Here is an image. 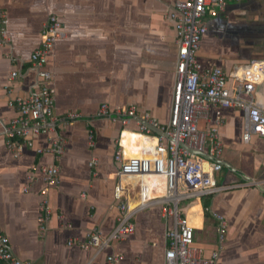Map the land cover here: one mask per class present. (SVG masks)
<instances>
[{
  "label": "crops",
  "instance_id": "crops-1",
  "mask_svg": "<svg viewBox=\"0 0 264 264\" xmlns=\"http://www.w3.org/2000/svg\"><path fill=\"white\" fill-rule=\"evenodd\" d=\"M174 1L0 0V25L5 20L0 43V230L17 257L35 264H165V231L172 219L162 214L160 204L138 211L132 217L133 233L98 253L79 243L91 229L107 235L118 215L113 151L122 126L99 115V106L133 105L138 114L147 112L160 123L169 119L177 52L169 16ZM49 14L57 16L64 31L45 62L56 120L52 131L33 136L32 145L15 155L5 145V126L15 113L8 102L38 86L30 53L40 43ZM203 22L207 30L196 52L202 70L219 66L229 73L251 58L264 59V0H226L222 9L208 8ZM12 71L17 75L11 78ZM254 97L264 103V81L255 85ZM68 113L78 116L65 121ZM215 119L222 153L213 177L234 186L183 199L179 210L193 226L192 245L201 256L216 252L218 264H264V138L252 134L242 140L243 114L234 107H210L198 128L207 129ZM128 127L135 129L134 121ZM155 134L126 139L124 151L133 155L150 149ZM56 136L62 138L60 154L37 151ZM91 159L94 166L88 164ZM208 162L206 157L204 166ZM42 165L58 167V181L45 190L50 213L43 229L38 221L46 187ZM126 181L127 198L135 201L137 183ZM213 213L226 221L221 243ZM115 254L122 256L118 262L107 260Z\"/></svg>",
  "mask_w": 264,
  "mask_h": 264
},
{
  "label": "built area",
  "instance_id": "built-area-1",
  "mask_svg": "<svg viewBox=\"0 0 264 264\" xmlns=\"http://www.w3.org/2000/svg\"><path fill=\"white\" fill-rule=\"evenodd\" d=\"M225 4L226 0L174 1L169 16L174 23L177 52L170 114L166 123H160L147 112L138 114L133 105L109 108L106 103H102L99 106V115L118 121L122 126L113 151L116 164L113 197L118 201V215L107 235L98 229L88 230L79 243L81 248H93L98 253L111 241L129 236L134 231L132 217L150 205L160 204L162 214L172 219V226L165 231V264H218L216 252L210 257H203L200 250L192 245L193 226L179 210V203L183 199L212 195L234 186L218 183L213 177L219 168L222 153L218 137L219 121L215 119L213 125L201 130L198 120L207 119L212 106L238 108L243 114L242 140L247 142L252 134L264 138V103L254 97L255 85L264 81V59L251 58L226 73L219 66L202 70L196 57L201 37L207 30L203 22L204 14L208 8L222 9ZM4 23L2 19L0 43L5 35ZM63 36L59 19L55 14H49L43 25L40 43L30 53V64L36 69L38 86L28 96H18L8 102L15 113L5 126V145L15 155L24 147L32 145L33 136L53 130L56 117L53 115L51 75L45 69V62L54 42ZM16 75V71L10 73L11 78ZM77 116L76 113H68L65 121ZM130 121H134L135 129L128 127ZM155 129L159 132H156L150 149H142L133 155L126 154L123 146L126 139L130 141L138 136L146 138ZM88 142L92 144V133L88 134ZM37 151L60 154L62 138L56 136L49 147L38 148ZM206 157L209 162L204 166ZM88 164L94 166L96 160L91 159ZM40 171L46 182L38 213L39 225L43 229L50 213L45 190L48 184L58 181V167L42 165ZM128 179L137 183L135 201L127 198L129 187L124 181ZM213 216L217 221L218 243H221L226 221L220 214L213 213ZM68 243L71 244L72 240ZM121 258L118 254L107 256V260L112 262H118ZM0 262L35 264L17 257L1 230Z\"/></svg>",
  "mask_w": 264,
  "mask_h": 264
},
{
  "label": "water",
  "instance_id": "water-1",
  "mask_svg": "<svg viewBox=\"0 0 264 264\" xmlns=\"http://www.w3.org/2000/svg\"><path fill=\"white\" fill-rule=\"evenodd\" d=\"M154 131H156V132H159V131H158V130H156V129H155Z\"/></svg>",
  "mask_w": 264,
  "mask_h": 264
},
{
  "label": "trees",
  "instance_id": "trees-1",
  "mask_svg": "<svg viewBox=\"0 0 264 264\" xmlns=\"http://www.w3.org/2000/svg\"><path fill=\"white\" fill-rule=\"evenodd\" d=\"M206 211V210H205Z\"/></svg>",
  "mask_w": 264,
  "mask_h": 264
}]
</instances>
